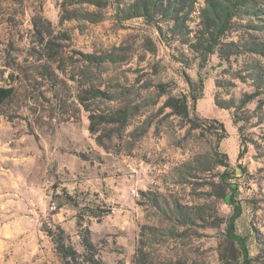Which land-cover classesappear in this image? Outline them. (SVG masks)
Returning <instances> with one entry per match:
<instances>
[{
	"label": "rangeland",
	"instance_id": "obj_1",
	"mask_svg": "<svg viewBox=\"0 0 264 264\" xmlns=\"http://www.w3.org/2000/svg\"><path fill=\"white\" fill-rule=\"evenodd\" d=\"M78 1L0 0V87L15 88L0 108V224H12L14 233L30 230L17 242L26 243V258L8 257L9 264H223L233 211L224 172L242 209L235 233L244 239L251 264H264V108L251 102L235 112L234 123V109L215 105H237L253 92L244 71L248 57L220 64L214 55L200 70L186 47L161 39L141 19L116 25L113 7L98 24L68 21V12L87 9ZM203 2L192 15L193 30ZM47 41L63 61L57 81L41 67L49 64ZM104 53H114L118 62L96 69L79 61V54ZM187 77L203 79L194 117L216 120L227 132L219 143L227 169L215 163L213 134L190 130L163 107L167 96L155 86L166 84L180 96L188 93ZM89 85L115 96L112 102L88 101L95 114L135 108L126 128L101 125L90 133L89 114L77 102ZM147 194L168 208L174 202L201 207L206 223L177 226ZM84 230L93 244L89 253L81 245ZM48 232H63L65 246L78 255L75 262L61 259Z\"/></svg>",
	"mask_w": 264,
	"mask_h": 264
},
{
	"label": "trees",
	"instance_id": "obj_2",
	"mask_svg": "<svg viewBox=\"0 0 264 264\" xmlns=\"http://www.w3.org/2000/svg\"><path fill=\"white\" fill-rule=\"evenodd\" d=\"M75 3L85 5L87 9L81 13L74 10L68 12L65 18L68 21L98 24L105 19L104 11L113 7V20L116 25L122 26L130 20L141 19L146 25L152 26L161 39H170L186 47L198 60L200 70L205 68L210 57L214 55L220 64L229 63L231 59L235 60L238 57H248L250 62L245 66L244 71L251 81L253 92L243 94L237 105L232 100L222 103L216 100L215 105L223 110L234 109V123H237L235 112L242 110L247 104L256 101L257 110L264 108V0H204L203 6L197 11L198 23L195 30L190 28V23L192 15L196 12L198 0H114L113 4H110L109 0H79ZM63 6L65 9L66 5ZM237 32L240 34L236 40L229 38L231 34ZM40 44H44V40H40ZM45 47L51 54L45 61L49 64L41 67L50 80L57 81L58 76L55 71L64 73L60 66L63 61L57 60L52 42L47 41ZM148 51L153 53L155 46L151 44ZM79 56V61L86 64L87 68L98 69L118 62L114 53L79 54ZM55 64L57 66L52 69L51 65ZM185 82L188 93L180 96L171 95L166 89V84L155 86L160 96H167L163 107L170 110L172 116L180 118L190 130L213 134L216 140L212 148L213 158L215 163L227 169L228 164L223 161L226 155L219 152V143L228 136L223 124L216 120H201L194 117L196 103L202 97L203 79L199 77L196 82H193L187 77ZM14 93L13 86L0 87V108L14 96ZM96 100L112 102L115 96L93 85H89L77 94L78 104L89 114V131L92 135L98 133L101 125H118L121 129L126 128L129 119L136 112L135 108L123 106L107 114L97 115L88 104V101ZM261 117L264 120V114H261ZM95 141L99 146L104 147L99 136L95 138ZM242 155L243 152H239L238 159H241ZM221 179L224 182V189L229 192L228 203L233 208L225 228L226 253L223 252L221 261L223 264H251L252 260L244 239L235 233V222L242 214L241 206L235 199L236 189L225 184L229 179L227 172L221 175ZM147 195L153 207L163 215H170L169 220L177 226L206 223L204 209L201 207H182L174 202L172 207L168 208L163 206L164 201L159 196ZM62 235L63 232L56 236L48 232V236L53 238L56 252L61 259L66 263H68L67 260L75 262L78 255L70 246H65ZM80 238L85 251L88 253L93 251L89 231H82ZM88 261L90 264H99L93 259Z\"/></svg>",
	"mask_w": 264,
	"mask_h": 264
},
{
	"label": "crops",
	"instance_id": "obj_3",
	"mask_svg": "<svg viewBox=\"0 0 264 264\" xmlns=\"http://www.w3.org/2000/svg\"><path fill=\"white\" fill-rule=\"evenodd\" d=\"M27 231L14 233L12 228V224L10 225H1L0 224V264H9L10 261H24L26 258V253L28 252V248L26 243L23 240V243L18 244V239L23 234L26 235ZM30 235H28L29 237ZM15 245H14V244Z\"/></svg>",
	"mask_w": 264,
	"mask_h": 264
}]
</instances>
